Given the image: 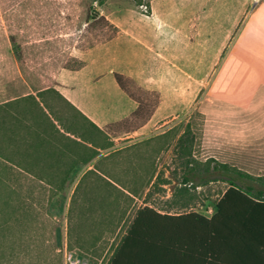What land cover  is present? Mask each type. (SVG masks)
Wrapping results in <instances>:
<instances>
[{
	"label": "rangeland",
	"instance_id": "rangeland-1",
	"mask_svg": "<svg viewBox=\"0 0 264 264\" xmlns=\"http://www.w3.org/2000/svg\"><path fill=\"white\" fill-rule=\"evenodd\" d=\"M138 1L144 11L149 0ZM114 6L137 4L136 0H105L101 6L96 0H0V104L26 95L40 102L37 92L54 89L60 69L77 66L80 51L114 35L104 21H87L92 10L102 16L104 9ZM211 81H206V90ZM140 88L136 82L129 85L133 96L149 109L154 96ZM206 90L184 114L132 133L126 132L134 122L97 132L53 93L43 91L42 100L66 127L84 135L86 142L70 136L77 145L57 135V140L49 139L34 150L29 146L33 124L29 116L22 117V104L15 107L20 118L9 122V139L0 127V264H108L135 212L144 205L169 214L212 216L227 184L180 185L184 167L175 148L187 130L193 141L192 156L198 162L214 160L264 177V106L254 115L240 116L232 111L229 96L226 101ZM247 118L260 125L251 128L256 142L239 139L249 133L245 126L237 127ZM89 149L97 155L83 164ZM153 169L161 171V179L170 184L148 192L143 182ZM70 170L69 178L61 182L60 177ZM120 186L138 195L127 197ZM180 186L189 190L188 204L171 206V191Z\"/></svg>",
	"mask_w": 264,
	"mask_h": 264
},
{
	"label": "crops",
	"instance_id": "crops-1",
	"mask_svg": "<svg viewBox=\"0 0 264 264\" xmlns=\"http://www.w3.org/2000/svg\"><path fill=\"white\" fill-rule=\"evenodd\" d=\"M148 4L149 15L142 6L104 9L100 15L117 30L116 36L80 51L77 59L84 62L83 68H62L55 75L54 89L94 126L102 129L119 122L137 107L117 87L114 73L160 95L156 111L139 129L187 112L206 90L208 79L212 81L206 93L226 101L229 96L232 111L240 116L254 115L264 106V0ZM239 126L249 132L241 141L256 142L251 128L260 125L254 119Z\"/></svg>",
	"mask_w": 264,
	"mask_h": 264
},
{
	"label": "trees",
	"instance_id": "trees-1",
	"mask_svg": "<svg viewBox=\"0 0 264 264\" xmlns=\"http://www.w3.org/2000/svg\"><path fill=\"white\" fill-rule=\"evenodd\" d=\"M96 2L101 6L105 0H96ZM136 4L142 6L138 0ZM145 8L143 13L149 15L148 3ZM95 20H101L110 25L104 17L92 10L87 16V21ZM110 26L114 29V35L109 38L112 39L116 36L117 30L112 25ZM240 27L241 24L234 31L221 58L229 49ZM8 39L13 49L19 53L20 48L15 45V39L12 36ZM83 67L84 62L81 61L75 67L65 69L79 70ZM113 76L119 89L132 99L137 107L127 118L109 126H126L134 122L132 129L126 133L135 132L152 117L158 106L159 96L156 92L145 91L154 96L153 103L148 109V105L143 104L130 91L129 85H134L131 79L117 73ZM43 91L53 93L76 118L89 124L95 131H102L55 89H47L37 92L40 102L33 95H26L0 104V127L4 136L9 129V122L12 123L20 118L18 116L20 112L15 107L22 104L24 108L21 111L22 117L29 116L33 124V132L30 131L32 139L29 144V146L32 145L33 150L41 147L49 139L57 140L55 138L57 135L58 138L77 145L79 142L70 136L86 142L84 135L77 134V131L69 126L66 127L62 119L42 100ZM15 113L17 116L14 115ZM6 139L9 137L6 136ZM192 142L189 130L184 131L177 139L175 151L184 167L180 185L185 187L190 183L193 188H197L212 181L225 182L227 188L218 198L213 215L206 217L197 212L168 214L153 206L144 205L135 212L108 264H264V177H253L235 167L214 160L198 162L192 156ZM89 144L92 145V142ZM89 152L90 155L83 161V164L88 163L97 155L96 150L89 149ZM71 173L72 170L62 175L61 182L66 181ZM87 173L82 176V179ZM146 176L143 187H149L148 192L158 186L170 184V181L161 179V171L156 172L153 169L147 172ZM171 177L176 176L172 173ZM195 180L198 182L194 183ZM182 186L172 189L171 206L185 207L188 204L189 190ZM112 187L116 189L115 186ZM124 191L127 197L138 195L136 191L127 189Z\"/></svg>",
	"mask_w": 264,
	"mask_h": 264
},
{
	"label": "built area",
	"instance_id": "built-area-1",
	"mask_svg": "<svg viewBox=\"0 0 264 264\" xmlns=\"http://www.w3.org/2000/svg\"><path fill=\"white\" fill-rule=\"evenodd\" d=\"M253 1V3H257L259 0H252Z\"/></svg>",
	"mask_w": 264,
	"mask_h": 264
}]
</instances>
